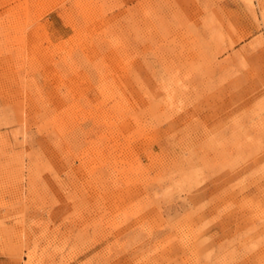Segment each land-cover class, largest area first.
<instances>
[{
	"label": "rangeland",
	"instance_id": "1",
	"mask_svg": "<svg viewBox=\"0 0 264 264\" xmlns=\"http://www.w3.org/2000/svg\"><path fill=\"white\" fill-rule=\"evenodd\" d=\"M0 264H264V0H0Z\"/></svg>",
	"mask_w": 264,
	"mask_h": 264
}]
</instances>
